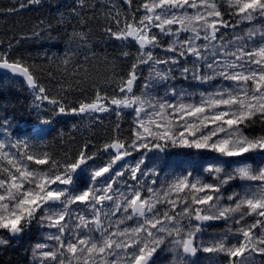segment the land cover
Listing matches in <instances>:
<instances>
[{"label": "snow or ice", "instance_id": "snow-or-ice-1", "mask_svg": "<svg viewBox=\"0 0 264 264\" xmlns=\"http://www.w3.org/2000/svg\"><path fill=\"white\" fill-rule=\"evenodd\" d=\"M41 2L19 0L18 7L0 11ZM122 2L127 13L109 0L104 31L121 41V55L132 63L111 94L96 89L93 99L69 108L65 96L50 95L31 65L0 52V69L25 78L36 108L47 102L54 115L82 118L114 112L119 119L125 109L135 113L130 141L114 136L95 151L85 143L63 161L43 151L39 141L0 140V230L13 237L33 224L42 230L30 248L32 264H158L165 252L170 264H197L192 258L198 253L207 254V264H264V164L247 162L249 154H264V134L244 132L256 123L264 126V0ZM76 4L77 15L89 7L87 0ZM76 36L87 43V34ZM129 43L136 45L135 53L124 50ZM58 59L62 73L78 86L86 69L67 54ZM141 66L149 68V76L145 91L136 95ZM176 70L210 90L167 88L164 96L153 95V82L173 79ZM59 87L67 93L73 85ZM169 147L210 150L220 159L204 167V175L186 171L166 182L158 181L155 168L143 167V159L125 162L133 151ZM233 158L243 159L228 171L224 161ZM82 173L84 187L78 184ZM236 180L239 190L225 196ZM219 221L226 226L222 233L199 239L210 222ZM9 242L0 235V246Z\"/></svg>", "mask_w": 264, "mask_h": 264}, {"label": "trees", "instance_id": "trees-1", "mask_svg": "<svg viewBox=\"0 0 264 264\" xmlns=\"http://www.w3.org/2000/svg\"><path fill=\"white\" fill-rule=\"evenodd\" d=\"M89 7L78 9L80 15L73 13L77 7L76 0H42L39 5H31L17 12L0 11V52L7 53L13 60H23L31 65L39 82L43 84L52 96H65L66 105L78 106L80 101L88 102L95 96L96 89L112 93L119 82L120 76H126L132 63L131 58L121 55L122 43L107 35L106 13L110 7L109 0H87ZM139 0H134L138 3ZM19 0L13 5L12 0H0V9L18 7ZM122 11H129L122 0H117ZM95 5L92 8L91 5ZM43 21V25L40 22ZM51 25V27H48ZM39 26V27H38ZM244 27H247L245 25ZM39 35H33V32ZM87 34V43H81L76 34ZM166 46L168 38H163ZM11 45V47H9ZM133 53L136 45L129 43L127 48ZM163 53L156 49L157 53ZM72 58L86 69L79 74L80 84L75 79L62 73V65L58 58L65 55ZM147 66H141L139 79L135 90L146 81ZM52 73V75H49ZM175 77V76H174ZM176 80L182 81L175 77ZM72 83L70 92L63 93L59 85ZM118 91V89H117ZM33 92L24 81L7 74H0V125L4 122L15 127V133L32 135L42 124V119H51L49 131L44 142L39 145L53 158L63 161L66 156H74L85 143H90L91 150L102 147L110 142L114 136L121 139H131L130 115H116L102 120L86 123L85 116L71 113L54 115L51 105L44 102L40 108L33 106ZM39 103V102H37ZM119 124V129L116 125ZM250 136L264 134V126L256 123L244 128ZM169 156L180 155L189 158L204 159L213 155L208 150H195L180 147H169ZM167 156L165 152L152 149ZM217 226H212L215 228ZM31 229V228H30ZM26 253L8 250L0 254V264H27Z\"/></svg>", "mask_w": 264, "mask_h": 264}, {"label": "rangeland", "instance_id": "rangeland-1", "mask_svg": "<svg viewBox=\"0 0 264 264\" xmlns=\"http://www.w3.org/2000/svg\"><path fill=\"white\" fill-rule=\"evenodd\" d=\"M157 55L163 56L164 53H157ZM163 68L164 66H158ZM154 75V74H153ZM146 76H149V68H147V74ZM173 76L181 79L182 81H178L175 79L168 80L167 82L163 83H154V87L151 90L153 95H156L158 97L164 96L165 90L167 88H175L177 91L180 90H187L188 92L193 91H200V90H210L208 88V85L200 86L196 84L193 81L185 80L183 77H181L178 70L173 72ZM146 77V78H147ZM147 83V80L140 86L139 90H135V87L133 89L134 93L136 95H141L145 89L144 84ZM198 99V97H197ZM115 114L114 112H107V113H96L92 114L91 116H85L86 123L90 124L94 120H102L105 117L112 116ZM122 114L130 115L129 123L131 125V131L133 128V119L135 113L132 109H125ZM95 117V118H94ZM211 127V125H210ZM6 129V131H5ZM49 125H42L39 127L36 131L32 133V135H25V134H19L15 133V127L10 125L7 122H4L2 125H0V140L7 141L9 139L16 140H28L30 144L40 142L43 143L44 139L49 131ZM246 134V133H245ZM39 144V145H40ZM181 148V147H180ZM95 151V150H92ZM210 151V150H208ZM163 152L166 153V157L162 155L160 152H155L151 150H142V151H133L131 156L126 157V163L128 165H135L137 161L143 159L145 164L143 167L146 169H153L155 168L159 173V177L157 178L159 182H166L173 178L174 175L183 174L186 171H193L196 175H204L203 168L206 167L208 164L213 163L214 161L220 159L217 154L213 153L208 158L204 159H198V158H189L184 157L180 155H174L169 156L171 150H164ZM104 160L107 159V157H103ZM243 158H233L232 160H225L224 164L226 167V170L231 171L233 167H235V161L240 160ZM247 162H250L253 164V166H257L259 164H264V154H249L247 156ZM30 167L33 168H41L46 170L47 166H37L34 164V162H28ZM97 163H101V160L98 158ZM205 179H208L205 176ZM85 180L86 177L82 173L78 184L80 187L85 186ZM241 185V181L236 180L232 182V184L228 187H226L225 196L227 194L231 193L234 190H239ZM226 202V201H225ZM215 228H205V230L199 234V239L204 241H209L212 237L222 233V231L225 229V224L223 221H219V224L216 225ZM0 235L5 236V238L9 239V244L5 246H0V254L3 252H6L8 250H15L19 253H26L28 258L27 264H32V256L30 252L31 246L40 240L42 238V230L38 228L35 224L32 225L31 229L25 232V235L22 239L19 240H12L10 235L6 232V230H0ZM171 255L167 252L160 253L158 255V264H170ZM192 259H195L197 261V264H207V254L204 253H198L197 257H194Z\"/></svg>", "mask_w": 264, "mask_h": 264}, {"label": "water", "instance_id": "water-1", "mask_svg": "<svg viewBox=\"0 0 264 264\" xmlns=\"http://www.w3.org/2000/svg\"><path fill=\"white\" fill-rule=\"evenodd\" d=\"M0 74H7V75H10V76H12V77H14L16 79H20V80L24 81L25 84L28 86L27 81L25 80L24 77H22V76H20L18 74L12 73L8 69H0ZM28 88H29V86H28ZM217 224H219V222H210V226H206V227L209 228V227H212V226H216ZM24 235H25V233H23L20 236H15V237L10 235V237H11L12 240H19V239H22L24 237Z\"/></svg>", "mask_w": 264, "mask_h": 264}]
</instances>
